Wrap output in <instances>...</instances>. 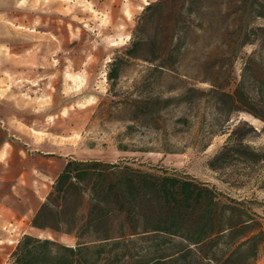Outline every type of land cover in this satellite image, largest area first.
Here are the masks:
<instances>
[{
	"label": "rangeland",
	"instance_id": "obj_1",
	"mask_svg": "<svg viewBox=\"0 0 264 264\" xmlns=\"http://www.w3.org/2000/svg\"><path fill=\"white\" fill-rule=\"evenodd\" d=\"M149 5L158 7L142 23ZM137 37L149 44L136 54L149 60L168 46L164 69L155 67L161 59L124 56ZM262 38L264 0H0V99L27 96V120L58 125L59 164L123 163L189 176L253 202L264 218V161L247 170L207 166L243 122L257 131L243 144L264 154V123L232 111L223 97L233 94ZM115 58L118 78L109 81ZM254 58L264 67V54ZM228 178L243 186L230 188L221 181ZM256 264H264V247Z\"/></svg>",
	"mask_w": 264,
	"mask_h": 264
},
{
	"label": "trees",
	"instance_id": "obj_2",
	"mask_svg": "<svg viewBox=\"0 0 264 264\" xmlns=\"http://www.w3.org/2000/svg\"><path fill=\"white\" fill-rule=\"evenodd\" d=\"M156 7L145 8L142 23L148 21L146 12ZM148 44L137 37L124 56L150 63L161 59L155 67L164 69L168 46L159 58L149 60L136 54ZM259 48L247 60L233 94L223 97L232 111L264 123V67L258 68L254 58L264 54V38ZM119 61L113 60L109 81L118 78ZM249 87L254 96L248 95ZM240 126H248V132ZM248 134L257 131L239 123L208 168L220 172L238 164L247 170L264 161L261 149L243 144ZM221 181L230 188L243 186L236 179ZM252 203L165 170L156 174L123 163L68 159L31 225L73 237L75 245L24 235L9 264H256L264 247V218L254 212Z\"/></svg>",
	"mask_w": 264,
	"mask_h": 264
},
{
	"label": "crops",
	"instance_id": "obj_3",
	"mask_svg": "<svg viewBox=\"0 0 264 264\" xmlns=\"http://www.w3.org/2000/svg\"><path fill=\"white\" fill-rule=\"evenodd\" d=\"M26 97L0 99V264L10 263L22 236L56 235L32 227L31 221L65 165L59 164V128L27 120L24 109L31 110V104Z\"/></svg>",
	"mask_w": 264,
	"mask_h": 264
}]
</instances>
